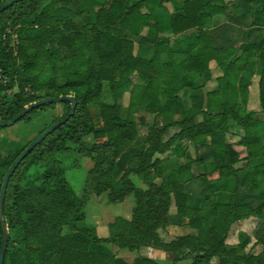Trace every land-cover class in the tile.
I'll use <instances>...</instances> for the list:
<instances>
[{"label": "trees", "instance_id": "obj_1", "mask_svg": "<svg viewBox=\"0 0 264 264\" xmlns=\"http://www.w3.org/2000/svg\"><path fill=\"white\" fill-rule=\"evenodd\" d=\"M8 1L0 0V8ZM179 1L23 0L0 13V76L7 80L0 77L2 121L42 99L74 96L78 101L75 115L39 144L10 180L3 206L9 229L5 264H118L95 249L104 243L133 252L159 249L173 256L170 264H264V141L257 121L264 113V36L241 53L240 48H215L205 22L222 4ZM254 1L257 18L260 13L254 24L264 29V0ZM194 31L199 36L187 52L170 50L174 37ZM212 61L224 73L217 87L205 91L203 107L178 113L183 91L205 89L212 79ZM255 75L258 109L249 101ZM106 83L113 103L102 99ZM127 83L133 86L123 115L119 93ZM54 105L36 108L22 120L31 122ZM61 105L64 114L45 130L70 113V101ZM138 112L153 121L143 116L137 121ZM233 125L244 130L237 141L230 139ZM43 132L17 155L0 156V196L9 169ZM88 136L95 142H87ZM184 141L206 145L210 152L184 157L170 180L160 167L176 157ZM137 143L139 149L128 158ZM236 145L245 147V158ZM73 149L92 155L94 163L83 198L69 183L60 157ZM135 174L147 188L135 184ZM198 178L207 194L194 206L186 185ZM245 183L260 198L258 206L237 200ZM104 193L111 202L131 195L136 202L130 218H116L108 225L109 235L100 237L97 227L84 222L91 195ZM173 204L192 232L165 241L161 230L170 225ZM253 223V234L242 230ZM4 238L0 218V253ZM141 264L160 263L142 257Z\"/></svg>", "mask_w": 264, "mask_h": 264}, {"label": "rangeland", "instance_id": "obj_2", "mask_svg": "<svg viewBox=\"0 0 264 264\" xmlns=\"http://www.w3.org/2000/svg\"><path fill=\"white\" fill-rule=\"evenodd\" d=\"M103 1V0H100ZM259 11H258V18L256 16V19L259 20ZM16 39V37H14ZM255 46L257 45L254 44ZM15 50H17V42H14ZM131 84L127 83L120 91V96L119 98L121 99V103L125 106V108L122 109L123 115H127L128 109L127 106L129 105V100H130V91L129 92H124L127 90H130ZM256 96H257V101L254 103H250L254 106H257L258 109V102H259V87L257 84L256 87ZM102 99L106 102L113 103L115 101L113 97V93L110 90L108 84H105V91L104 94L102 95ZM51 105V104H50ZM49 106V105H46ZM182 113L186 110V108H181L179 109ZM64 114L63 106L61 103H55L54 107H47L46 110L44 111H39V113L35 116V118L31 122H26L24 120H19L15 124L7 127H3L1 135H0V156H5V155H12L15 156L17 155L28 143H30L34 138H36L41 132H43L47 126H49L54 118L61 117ZM141 116H143L146 120V122H152L153 121V116L150 114H146L145 112H138L134 115V118L137 121H140ZM263 119H264V113L258 116V124L259 127L263 125ZM232 136L230 139L233 140H239L242 135L240 134L239 131H234L236 130L234 127L232 128ZM144 131V130H143ZM142 131V133H144ZM86 141L89 143L95 142V139L93 136H88L86 138ZM73 146V144H70ZM140 145L137 143L131 149L130 156L136 152L137 149H139ZM242 147L241 149V156L244 157L246 153V149L243 146H238V148ZM198 147L195 145L193 146L191 143L188 141L183 142L180 145V150L178 153L180 156L178 157V161L175 160L177 159V156L174 158V160H171L172 162L169 161V164H167L164 169H161L162 166L160 167L161 170H163L162 175L165 177H169L168 179L172 180V178H175V175L177 173V170L186 162L184 160V157L187 155L195 157L196 156V150ZM187 149V150H185ZM24 152V151H23ZM173 156L172 154L166 155V157H171ZM199 156V155H198ZM62 161H63V166L66 169V177L71 184L72 188L75 190L77 195L81 198L84 197L85 192V185H86V180L87 176L89 174V171L94 167V163L92 160V155L90 154H85L81 153L76 150H72L70 152H66L64 155L60 156ZM183 157V158H182ZM245 158V157H244ZM125 162L126 160H123L120 162V166L117 172V175L120 176L122 175L123 168L125 167ZM172 163V164H170ZM244 164L241 163L240 166ZM165 165V164H164ZM194 171L196 175L201 174V171L198 169L196 166L194 167ZM132 179L134 180L135 184L138 187L141 188H147V184L143 181V179L139 175H132ZM199 179V178H198ZM199 180H202L200 178ZM193 181L191 185L187 187L189 190L190 194V203L194 206H200L202 203V200L204 196L207 194L205 192V187L202 185V182L200 181ZM2 182L0 181V184ZM250 186V184H243ZM200 189H202V193L200 192ZM204 190V191H203ZM250 195L247 193V191H244V188L239 192V197L238 200L242 201L245 200L249 202L252 206H258L254 205V200H250ZM135 196L131 195L127 197L123 201H118V202H111L109 200L108 193H104L101 196H97L96 194L91 195L90 200L88 201L87 207H86V220L84 224L87 225H93L97 227L98 235L100 237L103 236H108L109 235V229L108 225L110 222H112L116 217H125V218H130L133 212V208L135 206ZM177 208L175 204H173L171 208V213H173V226L171 228H165L161 230V236L165 241H172L173 239L176 238L178 234H185L187 232V229H182L183 225L180 224L181 219L177 215ZM176 226V227H175ZM182 226V228H181ZM175 227V228H174ZM177 227H180L181 229H177ZM252 227V228H251ZM253 225H247L243 227L244 229L242 230H247L249 234H253ZM97 251H103L106 253H110L112 255L119 254L121 260L116 259V262L119 264H141V258L137 257L140 256L139 251H129L127 249H121L115 244L112 243H104L101 245H97L95 248ZM262 246L258 248V250H261ZM216 262V261H214ZM190 261H186L183 264H189ZM167 264V263H166Z\"/></svg>", "mask_w": 264, "mask_h": 264}, {"label": "crops", "instance_id": "obj_3", "mask_svg": "<svg viewBox=\"0 0 264 264\" xmlns=\"http://www.w3.org/2000/svg\"><path fill=\"white\" fill-rule=\"evenodd\" d=\"M183 0H180L182 2ZM204 2H207L208 0H203ZM220 4L217 9H215L214 13L209 15L205 22V31L208 32L209 38L211 39V44L215 48H240V53L243 51V49L251 50L252 47H254V44H258L261 37L264 36V29L254 24V22L257 21L256 19V8L257 5L254 0H217ZM168 9L171 12L175 11V8L171 3L167 4ZM210 13V12H209ZM147 33V30L144 31V34ZM199 36V32H190L185 34H178L176 37H174L170 43V50L172 52H187L191 45L195 42L196 38ZM138 52V48H136V53ZM164 60H168L167 55H163ZM254 61H258V58H253ZM210 68L212 69V79L207 83V86L205 89H185L182 93V101L177 104V111L178 113H182L179 109L181 108H188L193 105L198 106H204L206 103V90H213L218 85V79L224 75L223 71L215 61H212L210 63ZM258 75H255L253 77V84L249 88V101L250 103H254L257 101L256 96V87L258 84ZM133 81L136 82L137 79L135 76H133ZM199 82H204V77L199 78ZM131 84V88H132ZM127 90L124 92L131 91ZM264 122V119H263ZM235 128L234 131H239L242 136H244V130L237 126L233 125L231 127V131H233L232 128ZM259 131L262 135L263 141H264V123L259 127ZM235 141V140H234ZM237 141V140H236ZM185 142V141H184ZM197 148L196 150V156H203L210 152L208 146L206 145H195ZM240 145H236V149L238 151H242V147L238 148ZM130 150L127 152V157L130 156ZM177 159L180 154H177ZM247 156V153H245V156ZM183 158V157H182ZM174 160V159H173ZM172 162V161H170ZM174 163V162H172ZM170 163V164H172ZM169 164V162H166L165 165L162 166L161 169H164V167ZM126 165V162H125ZM163 172V170H161ZM243 174V173H242ZM240 174V176L242 175ZM164 176V175H163ZM199 179L195 180L196 182ZM202 182V185L204 186L203 180H199ZM191 183L186 185V191L189 194V190L187 187L191 185ZM246 184V183H245ZM243 185V184H242ZM240 187V191L244 188V191H247L250 195V200H254V205H259L261 203L260 198L251 190V186L244 185ZM205 187V186H204ZM202 189H200V192ZM204 191V190H203ZM202 193V192H201ZM190 195V194H189ZM239 197V195H238ZM238 200V198H237ZM177 213V212H176ZM121 217V216H120ZM118 218V217H116ZM115 220V219H114ZM113 220V221H114ZM112 221V222H113ZM110 222V223H112ZM109 223V224H110ZM183 225L182 229H187V232L185 234L181 233L178 234V236L187 235L192 232L189 225H186L184 223H180ZM173 226V213H170V225L167 228H171ZM96 227V226H95ZM176 227V226H175ZM174 227V228H175ZM180 227H177V229H181ZM106 237V236H103ZM140 253V257L150 258L155 261H157L160 264H170L173 260V256L169 253H166L162 250L155 249L152 247H147L142 249ZM106 253V252H105ZM110 256L115 257L116 259L121 260L122 257H120L119 254L112 255L110 253H106Z\"/></svg>", "mask_w": 264, "mask_h": 264}, {"label": "water", "instance_id": "obj_4", "mask_svg": "<svg viewBox=\"0 0 264 264\" xmlns=\"http://www.w3.org/2000/svg\"><path fill=\"white\" fill-rule=\"evenodd\" d=\"M23 0H9L4 6L0 8V13L4 12L7 8H9L11 5L21 2ZM70 101L72 108L70 113L62 119L60 122H57L53 126L49 127L47 130H45L30 146H28L24 152L19 156V158L16 160V162L12 165V167L9 169L5 176V180L2 186V192L0 196V218L2 222V226L4 229V245L3 249L0 253V264H5V254L8 247V241H9V229L5 222L4 214H3V206L5 202L6 193L8 190V186L10 183V180L15 173V171L18 169L20 164L27 158V156L39 145L41 144L49 135H51L54 131H56L59 127L64 125L67 121H69L76 113L77 107H78V101L74 96H62L57 98H46L42 99L39 102H36L32 104L31 106L27 107L22 113H20L17 117H15L13 120H10L8 122H3L0 117V126L7 127L15 124L19 120H21L23 117H25L29 112L35 110L36 108H39L41 106H46L50 104L55 103H61L63 101Z\"/></svg>", "mask_w": 264, "mask_h": 264}, {"label": "built area", "instance_id": "obj_5", "mask_svg": "<svg viewBox=\"0 0 264 264\" xmlns=\"http://www.w3.org/2000/svg\"><path fill=\"white\" fill-rule=\"evenodd\" d=\"M2 78V76H0ZM3 80L5 79V82L7 81L6 78H2Z\"/></svg>", "mask_w": 264, "mask_h": 264}]
</instances>
